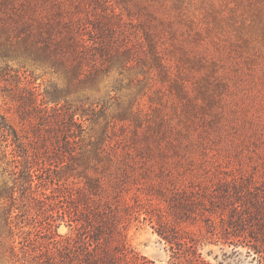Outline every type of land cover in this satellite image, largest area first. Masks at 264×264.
<instances>
[{
  "label": "trees",
  "instance_id": "16d2710c",
  "mask_svg": "<svg viewBox=\"0 0 264 264\" xmlns=\"http://www.w3.org/2000/svg\"><path fill=\"white\" fill-rule=\"evenodd\" d=\"M166 1L0 0V80L7 81L10 62L19 58L68 76L65 90L54 86L45 92L53 105L43 107L32 137L0 110V144L13 145L16 160L13 184L0 186V264H212L203 255L209 243L228 244L233 252L242 246L264 264V173L229 167L231 159L206 124L210 116L211 128L225 126L213 106L229 79L226 69L216 73L214 62L222 58L211 55L207 43L226 53L240 48L237 40H248L236 26L238 39L229 48L220 38L209 41L216 35L207 20L213 9L200 16L190 12L187 0ZM234 53L248 65L254 60ZM201 67L205 82L193 76ZM113 71L111 90L131 88L135 80V91L125 99L109 93L90 99L88 91L99 93ZM124 76L129 80L123 85ZM71 88L84 98L60 103L58 96L71 94ZM2 91L17 101L25 121L35 87ZM167 102L176 123L165 111ZM84 121H103L96 140L84 136ZM47 141L59 162L64 152L80 150L86 160L92 151L103 170L87 175L84 191L73 195L60 183L64 168L43 175L38 161L48 150L41 153L36 145ZM45 175L55 187L36 193L34 181L41 186ZM132 190L129 203L125 195ZM141 213L168 245L166 261L130 247L124 221ZM197 221L205 227L182 226Z\"/></svg>",
  "mask_w": 264,
  "mask_h": 264
},
{
  "label": "rangeland",
  "instance_id": "374dc122",
  "mask_svg": "<svg viewBox=\"0 0 264 264\" xmlns=\"http://www.w3.org/2000/svg\"><path fill=\"white\" fill-rule=\"evenodd\" d=\"M166 2L171 4L172 0H167ZM186 2L190 12L192 13L193 11L195 15L201 16L206 13V9H213L212 15L209 14L207 20L215 25L212 33H216V35L209 41L220 38V43L229 48V42L238 39L235 37L238 35L236 26L239 27L241 35L248 40V42L237 40L241 46L234 52L243 54V56L250 55L253 57L254 60L250 61V65L246 64L244 59L236 53H222L221 49L213 42L207 43V49L211 55L216 57L218 53L217 57L222 58L214 62L216 73L220 74L223 72V69H226L229 73V79L226 85L220 87L221 91H224L223 97L213 106L215 110L222 113L225 126L214 123L213 125L216 126L211 128L213 121L210 116L207 117L208 121H206V124H208L209 130L211 129L212 135L215 136L214 143L220 145L217 147L231 159V163L228 164L229 167L236 168L238 166L263 175L264 0H187ZM230 62L234 65L232 68L229 66L228 69ZM10 63L12 70L6 75L7 81L0 80V110L10 118L18 130L21 129V131L26 132L27 136L32 137L38 127L43 107L53 105L51 100L45 96V92L51 90L54 86L57 89L65 90L68 84V76L64 71L51 68L49 64L33 63L26 58L15 59ZM3 64V61L0 59V67ZM205 71V67L194 69L193 76L205 82V78H203ZM116 73V71L111 72L109 77L100 83L101 89L99 93L88 91L90 99H95L99 96L106 98L107 93L111 97L120 96L121 94L123 95V99H125L130 90L135 91V80L131 83V88H125L124 84H127L129 80L126 76L121 81L124 85L123 88L111 90L110 86L114 84L113 80ZM27 86L35 87L38 94L35 103L28 104L26 107L27 119L20 122L17 112V101L12 99L2 89L4 87H14L22 90ZM74 90L75 88H71L69 90L71 94L63 92L58 96L60 103H63L64 100L77 103L79 99L84 98L85 94L81 95L80 92ZM124 94L126 95L124 96ZM26 97L27 95H25ZM45 99H48V103H43ZM165 111L170 116L171 122L176 123L175 109L171 107L170 102L166 103ZM183 113L184 111L180 116H183ZM83 125L85 126L84 136L91 140H96L102 134L104 123L103 121L98 123L84 121ZM110 128L111 126L108 127L109 130ZM64 137L62 136V138ZM36 146L41 147V153H44L45 148L48 150L46 153L40 154L39 157H43V160L35 159L41 160L38 162L43 169V175L51 172L53 169L64 168L66 172L60 183L62 186H66L73 195L84 191L87 175H96L99 171L103 170L101 167L102 163L101 165L97 164L94 156L95 153L92 151L86 153L88 157L86 160L88 162L84 159L80 150L64 152L60 156L64 160L61 163L57 160L59 156H57L58 153H56L55 146L49 145L48 141L46 145L38 144ZM212 147H215V145ZM13 148L11 144H7L6 146L5 142L0 144V186L4 183L7 185L13 184L16 177L13 173L11 174L13 167L16 165V160L14 161L13 158L14 154H12ZM34 153H32V156ZM15 158L18 159V157ZM44 158L48 159L44 160ZM45 177L41 186H38L40 184L39 179L34 181L33 185L35 186L36 193L44 192L48 194L55 187L56 181H51L48 177ZM134 192L132 190L125 195L129 203H133L132 197L135 194ZM18 195L19 193L16 192L15 196ZM143 216L144 213H141L138 219L130 216L124 221L126 237L130 247L148 259L156 262L166 261L170 254L168 245L153 231L148 221L142 219ZM182 226L193 229L205 227L199 221L195 224H183ZM59 227L61 232L68 230L64 223ZM231 239L233 241L237 239L243 245L244 243H248L244 237H230L229 241ZM237 249V252H233L232 246L228 244L209 243L203 247V255L212 264H257L252 255L250 256L246 253L244 247L239 246Z\"/></svg>",
  "mask_w": 264,
  "mask_h": 264
}]
</instances>
